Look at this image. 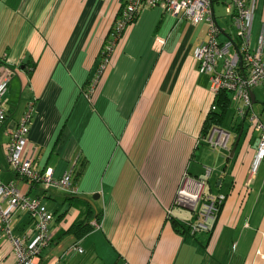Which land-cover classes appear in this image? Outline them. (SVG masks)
I'll return each mask as SVG.
<instances>
[{
    "label": "crops",
    "instance_id": "0c3cea01",
    "mask_svg": "<svg viewBox=\"0 0 264 264\" xmlns=\"http://www.w3.org/2000/svg\"><path fill=\"white\" fill-rule=\"evenodd\" d=\"M123 1L0 0V59L14 70L6 95L8 121L0 129L3 149L7 128L33 103L27 147L36 150L39 166H52L57 178L73 167L82 169L78 178L75 173L76 195L99 194L90 201L102 218L91 223L99 225L82 239L62 237L84 217L88 200L72 202L76 195L62 189L43 191L0 163L3 180L14 179L29 195L43 196L54 212L52 240L40 264H264V161L252 173L259 133L233 104L228 125L234 134L231 149H220L222 160L203 138L215 95L211 75L200 73L195 55L207 41V24L185 29L181 25L189 20L146 7L126 27L98 78ZM258 9L254 41L264 24V0H258ZM216 10L220 16L225 12L221 3ZM219 18L228 29L226 18ZM263 91L254 89V108ZM256 112L264 120V105ZM214 168L220 173L213 181ZM185 176L205 181L203 197L227 196L206 231L194 233L197 214L176 203ZM29 214L15 212L13 235L33 233ZM16 258L0 227V264H15Z\"/></svg>",
    "mask_w": 264,
    "mask_h": 264
},
{
    "label": "built area",
    "instance_id": "2783aa9c",
    "mask_svg": "<svg viewBox=\"0 0 264 264\" xmlns=\"http://www.w3.org/2000/svg\"><path fill=\"white\" fill-rule=\"evenodd\" d=\"M224 7L223 15H218L216 4ZM146 7H161L166 13L181 21L187 19L195 24L205 22L208 26L207 41L196 49V59L200 73L211 75V89L215 95L212 110H218L216 98L225 90L231 95L237 113L248 117L253 128L259 133V148L252 167V173L258 171L264 161V120L254 108V89L264 87V24L254 41V21L258 9V0H124L120 15L116 20L112 37L102 51V61L97 71L100 77L110 62L114 47L126 27ZM219 17H225L229 28L223 27ZM165 42L164 39H160ZM162 45V44H159ZM14 70L0 59V129L8 121L9 103L7 91ZM96 79L89 85L85 94L91 98ZM33 103H29L23 118L16 126L6 130L4 143L5 155L10 169L30 184L39 185L43 191L62 189L78 194L75 183V167L57 178L52 166L41 168L36 159V150H28L31 130ZM203 138L213 148L231 149L233 132L223 126H213ZM0 167V213L1 228L11 239L15 251V264H40L43 250L52 240L51 224L54 212L47 206L43 196H32L24 192L16 180L5 181ZM209 170L207 176L210 175ZM205 181H195L185 176L179 187L176 203L196 211L197 220L192 224L193 232L206 231L220 213L227 196L210 194L203 199ZM6 205V206H5ZM18 209L28 211L34 222L33 233L13 235V215ZM93 225L98 226L95 220ZM82 251V247L75 246ZM125 264H130L126 262Z\"/></svg>",
    "mask_w": 264,
    "mask_h": 264
},
{
    "label": "trees",
    "instance_id": "16d2710c",
    "mask_svg": "<svg viewBox=\"0 0 264 264\" xmlns=\"http://www.w3.org/2000/svg\"><path fill=\"white\" fill-rule=\"evenodd\" d=\"M101 58H102V55H101ZM216 99H217L216 102H217L218 110H212V109L210 110V112L211 111L212 112L211 113L209 112L206 118L203 130H202L203 134H207L213 126H224L227 121L229 112L233 106V102L231 101L232 98L228 91L223 90L218 96V98ZM237 130L238 132L241 131V125L237 128ZM81 173H82V169L78 170L76 172V178H78L81 175ZM70 198L72 199V202H74L75 200L77 201L84 200L85 202L87 201V199H84L83 196L81 195H76V197L71 196ZM88 202L90 201L88 200L86 202L88 205V210L85 213L84 217L79 218L67 230L63 231L62 237L72 236L77 240L82 239L95 228L94 225L91 223V221L94 218H96L98 221H101L102 218L96 206L91 204L92 202L90 203ZM217 219H218V216L216 220ZM173 225L178 231L180 232L183 231V228L181 227V224L178 222V220L174 219Z\"/></svg>",
    "mask_w": 264,
    "mask_h": 264
},
{
    "label": "rangeland",
    "instance_id": "374dc122",
    "mask_svg": "<svg viewBox=\"0 0 264 264\" xmlns=\"http://www.w3.org/2000/svg\"><path fill=\"white\" fill-rule=\"evenodd\" d=\"M262 16V9H261V7L258 9V11H257V26H258V24H259V22L260 21H262L261 20V17ZM185 21H188V20H185ZM189 22V23H188ZM188 22H185L184 23V25L182 26L181 25V27H183V28H185V29H193V26H191V24H194L192 21H188ZM219 22H220V20H219ZM221 22H223V20L221 19ZM220 22V24H222ZM191 23V24H190ZM264 92V91H263ZM11 98H12V100L14 101L15 99H16V97L14 96V93L12 94V96H10ZM261 102H262V104H261ZM263 102H264V93H261L260 94V101L259 102H257V103H255V109L256 110H258L259 108H262V106L264 105L263 104ZM233 110H231L230 111V114L228 115V119H227V121H228V123L227 124H225L224 126H223V128L225 127V129H228V130H231V127H230V125H228L230 122H231V120H232V117H233V113H234V108H232ZM1 134H2V132H0V163H1V165L3 166V167H6L7 165L6 164H8L7 163V160H6V157H5V149H3V146H2V137H1ZM213 149V152H214V154H215V156L216 157H219L220 158V160H222L223 159V157L220 155L222 152V150H220V149H222L221 147H217V148H212ZM225 149V148H224ZM263 163V162H262ZM193 166L194 165H196L195 163H194V161H193ZM194 170V168L193 167H191V171H193ZM218 173H220V171L218 170V169H215L214 168V171H213V176H212V179H213V181H214V179L215 178H217L218 176ZM214 185V187H215V184H213ZM207 188H209L208 186H207ZM205 194H209V193H205ZM210 195V194H209ZM213 195H216V194H213ZM207 195H205V197H206ZM205 197H203V199L205 198ZM202 205H203V200L200 202V204H199V209H197L196 211H192L191 213H193V214H197L198 212H199V210H200V207H202ZM66 242V244H67V246L69 245V241H65ZM66 246V247H67Z\"/></svg>",
    "mask_w": 264,
    "mask_h": 264
},
{
    "label": "water",
    "instance_id": "95a60500",
    "mask_svg": "<svg viewBox=\"0 0 264 264\" xmlns=\"http://www.w3.org/2000/svg\"><path fill=\"white\" fill-rule=\"evenodd\" d=\"M253 97H255L254 93H253ZM254 101H255V99H254ZM240 137H241V135H239V137H238V139H237V141H236V143H235V145H234V147H233L232 155L235 153V151H236V149H237L238 143H239V141H240ZM85 198H86V197H85ZM98 198H99V194H95V195L93 196L92 199H89V198H86V199L89 200V201H95V200L98 199Z\"/></svg>",
    "mask_w": 264,
    "mask_h": 264
},
{
    "label": "bare ground",
    "instance_id": "6f19581e",
    "mask_svg": "<svg viewBox=\"0 0 264 264\" xmlns=\"http://www.w3.org/2000/svg\"><path fill=\"white\" fill-rule=\"evenodd\" d=\"M217 4H219V3H217ZM217 4H216V6H217ZM217 13H218V12H217ZM218 14H219V13H218ZM159 24H160V23H159ZM201 29H202V28H201ZM125 30H126V29H125ZM111 31H112V30H111ZM206 32H207V31H206ZM206 35H207V34H206ZM120 40H121V39H120ZM105 41H106V40H105ZM106 43H107V42H106ZM201 44H202V43H201ZM116 46H117V45H116ZM112 54H113V53H112ZM112 56H113V55H112ZM195 56H196V55H195ZM1 59H2V58H1ZM110 63H111V62H110ZM92 70H93V69H92ZM97 70H98V69H97ZM106 71H107V70H106ZM91 73H92V72H91ZM104 74H105V72H104ZM209 75H210V74H209ZM98 78H99V77H98ZM96 79H97V78H96ZM84 87H85V86H84ZM219 95H220V94H219ZM94 96H95V95H94ZM7 97H8V96H7ZM229 98H230V96H229ZM255 99H256V98H255ZM216 100H217V99H216ZM9 101H10V100H9ZM91 101H92V100H91ZM231 101H232V100H231ZM214 102H215V101H214ZM214 102H213V103H214ZM254 102H255V101H254ZM258 102H259V101H258ZM9 103H10V102H9ZM213 103H212V104H213ZM261 104H262V102H261ZM234 109H235V108H234ZM9 110H10V108H9ZM33 110H34V109H33ZM234 111H235V110H234ZM211 112H212V111H211ZM211 112H210V113H211ZM235 120H236V119H235ZM243 120H244V119H243ZM14 121H15V120H14ZM240 121H241V120H240ZM17 122H18V121H17ZM233 122H234V121H233ZM18 123H19V122H18ZM231 123H232V121H231ZM235 123H236V122H235ZM237 123H238V122H237ZM6 125H7V123H6ZM242 126H243V123H242ZM232 127H233V126H232ZM224 128H225V127H224ZM232 130H234V129H232ZM2 133H3V132H2ZM233 134H234V133H233ZM240 134H241V132H240ZM3 141H4V140H3ZM2 167H3V166H2ZM7 167H8V166H7ZM8 168H9V167H8ZM11 171H12V170H11ZM67 211H68V210H67ZM98 212H99V210H98ZM57 214H58V213H57ZM57 214H56V215H57ZM65 214H66V213H65ZM65 214H64V215H65ZM29 215H30V214H29ZM64 215H63V216H64ZM28 217H29V216H28ZM54 217H55V216H54ZM61 218H62V217H61ZM31 219H32V218H31ZM29 220H30V219H29ZM96 220H97V219H96ZM31 221H32V220H31ZM58 221H59V220H58ZM61 221H62V220H61ZM29 223H30V222H29ZM92 223H93V222H92ZM32 227H33V226H32ZM51 245H52V244H51Z\"/></svg>",
    "mask_w": 264,
    "mask_h": 264
}]
</instances>
